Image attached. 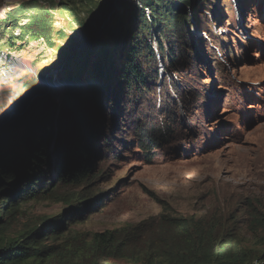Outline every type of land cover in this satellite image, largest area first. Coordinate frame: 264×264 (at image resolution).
Segmentation results:
<instances>
[{"label": "rangeland", "instance_id": "obj_1", "mask_svg": "<svg viewBox=\"0 0 264 264\" xmlns=\"http://www.w3.org/2000/svg\"><path fill=\"white\" fill-rule=\"evenodd\" d=\"M104 1L0 0V247L178 264L151 237L181 219L264 264V0H111L17 101Z\"/></svg>", "mask_w": 264, "mask_h": 264}, {"label": "trees", "instance_id": "obj_2", "mask_svg": "<svg viewBox=\"0 0 264 264\" xmlns=\"http://www.w3.org/2000/svg\"><path fill=\"white\" fill-rule=\"evenodd\" d=\"M53 147L54 150L59 148L56 136L53 137ZM79 163L77 162V164ZM74 164L76 162H71L64 168ZM82 169L84 168L79 167L77 170L81 171ZM154 234L151 238L160 243V247L156 248L162 252L160 254L163 258L177 261L178 264H243V260L238 259L233 250L221 247L220 244L211 249L210 245L205 244L202 240L203 232L192 227L185 220L170 219L163 221L158 226L156 233L160 235L154 237ZM45 252L44 249L29 245L22 247L8 243L0 247V264H16L26 260V258L38 256Z\"/></svg>", "mask_w": 264, "mask_h": 264}, {"label": "water", "instance_id": "obj_3", "mask_svg": "<svg viewBox=\"0 0 264 264\" xmlns=\"http://www.w3.org/2000/svg\"><path fill=\"white\" fill-rule=\"evenodd\" d=\"M110 3L111 0H105L101 4L100 8L98 7L94 10L97 14L90 19L89 23L83 21L80 24L81 29L79 31L78 29L75 30L70 37L65 39V43L57 50L56 60L52 61L50 65L46 66L42 69V71H40V77L38 81L34 85L29 86L26 89L25 94L21 98L17 99V101L21 100L24 96L26 97V95L30 96L32 91H35L45 80L48 79V77L52 75V73L56 72L65 62L75 55L74 53L78 51L81 45L90 37L95 28L104 19ZM13 105L11 107H13ZM9 109L4 107L0 112V117L10 114L12 111Z\"/></svg>", "mask_w": 264, "mask_h": 264}, {"label": "bare ground", "instance_id": "obj_4", "mask_svg": "<svg viewBox=\"0 0 264 264\" xmlns=\"http://www.w3.org/2000/svg\"><path fill=\"white\" fill-rule=\"evenodd\" d=\"M238 160H243V157L241 156V152H240V157L238 156ZM215 162H216L215 165H216L217 167H219V166L224 165L225 160H224V161L216 160Z\"/></svg>", "mask_w": 264, "mask_h": 264}]
</instances>
